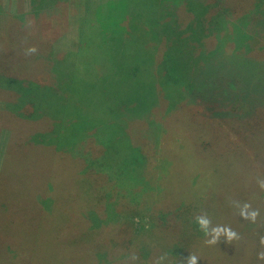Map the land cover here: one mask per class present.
I'll list each match as a JSON object with an SVG mask.
<instances>
[{
    "label": "rangeland",
    "instance_id": "1",
    "mask_svg": "<svg viewBox=\"0 0 264 264\" xmlns=\"http://www.w3.org/2000/svg\"><path fill=\"white\" fill-rule=\"evenodd\" d=\"M34 1L0 0V35L7 33L10 23L25 29L20 32L19 41L13 35L21 54H15L12 46L0 39V65L5 66L14 56H18L19 64L25 70L33 59L42 57L49 66L47 69L52 68V71L48 72L51 79L40 84H47L51 88L57 84L64 87L61 96L65 94L68 103L64 101L63 107L59 104L56 106L63 109L73 104L67 112L63 111V115L66 114L61 127L68 132L73 128L83 132L75 147L83 146L84 156L89 154V144L86 143L92 142V137L95 139L93 144L97 145L103 139L102 128H113L114 132L110 135L112 144L123 154H95L96 158H91L93 167L115 181V188H107L104 192L106 203L109 200L115 208L120 198L126 197L127 203L141 207V213L131 215V210L119 207V211H123L116 210L113 217L117 219H109L112 220L110 223L120 219L118 216L123 217V221L130 222L129 229L133 236L138 238L151 225V205H159L157 217L163 220L167 218L170 211H166L161 204L165 202L174 211L172 219L182 221V227L175 221L165 223L166 237L169 241L173 240L169 234L175 229L176 238L182 237L183 232L182 240L185 243L188 235L182 220V213L186 211L184 206L188 205L189 210H193L190 207L201 203L205 207L204 213L201 208L197 207L196 210L199 213L198 223L203 222L200 228L203 241V235L208 231L205 229L208 224L206 218L222 219L215 220L214 224L225 226L224 237L212 241L215 246H207V241L203 247V242L197 239L190 248L179 250L178 245H173L166 247L165 251L164 248L154 250L150 258L145 251L139 252V255L148 264H164L161 260L165 257H169L167 264H264V108L256 107L264 99V39L260 36L255 40L248 36L238 46L241 52L247 53L244 56L253 59L251 63L215 61V55L210 59L206 57L205 63H194L199 50L211 45L206 42L195 50L199 42L193 41L181 53L176 50L172 52L178 62H183L191 54L189 70L179 71L180 65L177 63L166 69L161 63L151 64L147 59H153L155 55L158 62V55L161 57L167 46L160 48L155 40L148 45L143 34L138 36V40H130L120 44L118 50L113 49L111 38L100 32L103 26H99L98 13L94 10L99 2L107 0H87L89 5L84 0ZM256 1L253 7L237 15L229 9V23L231 19L250 22L254 13L263 16L264 0H259L260 3ZM91 5L92 8H89ZM39 20L47 25L52 42L46 43L43 26L34 30ZM141 20L146 29L150 28L144 17ZM180 21H177L180 27L189 25V19ZM138 22L141 21L136 22L139 25ZM79 23L78 28L76 25ZM229 23L227 27H222L223 47L234 42ZM261 23L264 24V21ZM128 24L134 28L133 22ZM113 26H116L114 29L119 27ZM258 30L256 32L264 34V29ZM31 42L45 48L30 50ZM10 56L11 59L4 60ZM156 77L157 80L150 86V79ZM193 87L197 88L196 95L189 97L195 89ZM67 90L68 94L65 93ZM228 90L233 92L232 101L222 96ZM236 95L240 101L236 100ZM19 98L18 90L6 87L0 94V110L16 114L13 105H17ZM53 105H42L49 112L50 127L54 122ZM33 108L31 104H21L20 109H16L29 114ZM109 108L116 109L114 115L108 112ZM144 111V118L139 119L138 114ZM11 113L10 116L14 117ZM123 114L125 117H121ZM9 121L12 122L11 119ZM17 124L18 121L12 130L16 129ZM120 124L127 130H121ZM7 126L0 124V264H84V261L79 262V258H84L88 252L84 248L72 251L70 245L75 246V239L84 236L83 227L75 230L74 220L77 219L69 222L58 217L31 218L37 207L34 197H40L46 164L50 163H42L39 159L36 163H13L9 158L3 164L9 138L16 137L17 133ZM41 126L40 121L36 123L37 131ZM33 132H28L24 138L27 139ZM34 137H37L36 134L31 138ZM147 138L154 143L147 153L149 167L148 163L146 166L141 164L137 177L131 175L132 171L118 176L125 158L139 160L134 158L137 155H129L121 147L127 142L134 146L145 144ZM131 153L134 151L131 150ZM60 169L58 166V171ZM34 172L37 179L33 178ZM146 172L152 177H142ZM186 184L193 188L190 196L180 189ZM188 197L190 200L183 201ZM49 209V206L46 208L41 204L39 210L41 214L51 217L52 214H46ZM53 229L57 232L63 230L54 234ZM7 238L14 240L8 243ZM102 252L104 250L100 249L96 254L101 255ZM160 252L162 257L158 254ZM126 255L124 253L121 257ZM103 257L107 259V256ZM123 262L128 264L125 260ZM100 264L109 263L105 261Z\"/></svg>",
    "mask_w": 264,
    "mask_h": 264
},
{
    "label": "trees",
    "instance_id": "2",
    "mask_svg": "<svg viewBox=\"0 0 264 264\" xmlns=\"http://www.w3.org/2000/svg\"><path fill=\"white\" fill-rule=\"evenodd\" d=\"M38 1L43 2V0H35L34 2ZM84 2L89 5L87 0H84ZM258 3H260L259 0ZM255 4H257L256 0H207V2L205 0H107L105 2H99L97 6L94 7V10L98 13L99 26H103L100 32L111 38V46L114 50H118L120 44L128 43L130 40H138V36L143 34L142 37L145 38L148 45L152 40H155L157 44H160V48H166L167 46V50L165 49V51H162L161 57L158 55V62L155 60V55L154 57L152 56L153 59H147V62L151 64L161 63L166 69L173 63H177L180 65L179 71H181L186 68L189 70V59H191L192 56L190 54L184 58L183 62H178L175 60L177 56L172 52L176 50L181 53L187 44L193 41L196 43L197 41L199 42L195 50H199V47L203 46L206 42L211 45L210 48H201L199 50L198 55L195 57V61H193L194 63L198 61L205 63L206 57L210 59L212 55L216 56L215 61L224 62L229 60L236 63H251L253 59L244 56L247 53L241 52L238 46H240L248 36L255 40H257V38L259 39L260 36L261 39H264V34L256 32L258 28L264 29V24L261 23L264 21V15L261 16L260 13H258V15L254 13V15L251 14L253 17L250 18V22H248V20L244 22L231 19L229 23L230 18H228L229 14H227V12H229V9H232V12L237 15L247 11L248 8L253 7ZM89 8H92V5ZM163 10L167 11L164 12ZM143 17L145 23L150 25V28L146 29V27L143 26L144 24H142L141 20ZM188 19L189 25L186 24L185 27H180L177 23L179 20L186 22ZM138 20L141 21L138 22L139 25L136 23ZM128 22L134 23L133 29L129 26L130 24H128ZM228 23L233 29L234 42L227 47H223L221 43V41L224 40V37L221 35L223 32L222 27H227ZM113 25H119V27L114 29L113 27L116 26ZM36 26L34 30L43 26L46 33L44 35L46 43L52 42L50 33H48L47 30V25L45 26V23L39 20ZM137 26L144 28V30H139ZM76 27L79 28L80 23L77 24ZM247 29H249V31ZM23 30H25L24 27L18 25L13 26L10 23L7 33L5 35H0L1 41L5 40L7 44H10L15 54H21L22 52L16 46V38L13 35H16L19 41L20 32ZM205 38L206 40H204ZM41 47L44 46L38 45L35 42H31L29 45L30 50L33 51L37 49L40 50L39 48ZM247 47H249V45ZM182 54L184 55V52H182ZM17 57L18 56H14L12 61L4 64L5 66L0 65V94L6 87L9 89L15 88V91L18 90L20 93L19 102L17 105H13L18 115L7 110H0V124L8 125L7 127H10L12 130L14 124L18 121L15 129L16 131L12 130V132H17L16 137L14 135L9 138L3 164L8 162L9 158L13 163L25 161H33L36 163L38 159L42 161V163H50L49 165L46 164V176L44 175L42 179V190H39L41 191L40 197H34L37 207L32 205L35 206V212L31 218L55 219V217H58L60 219H68L69 222L73 219H77V221L74 220L75 223L78 224V226L75 224V230L83 227L85 232L82 239H75V246L70 244L72 246L71 250L77 252L79 249L84 248L83 250L88 252L84 258L78 257L79 262L83 263L84 261V264H100L101 262L107 261L109 264H125L123 262V260H125L130 264L131 260L134 259L131 264H148V261L144 260L139 255V252L145 251L150 258L151 253L156 249L164 248L165 251V248L168 246L172 247L173 245H178L180 247L179 250H182V248H190L197 239L203 242V247H205L207 241H209V245L207 246L211 247L215 246L212 241H217L224 237L225 226L214 224L215 220L221 221L222 219L206 218L208 224L205 229L208 231L203 235L204 241L201 239L200 228L203 222L201 224L198 223L199 218L197 217L199 213L196 210L197 207L201 208L204 213L205 207L201 203L199 206H197V204L193 206L194 208L190 207V209L193 210H189L188 205L184 206L186 211L182 213V220L184 221L185 231L188 235L185 243L182 240V228L179 229L182 232V237H175L177 234H175V229L169 234L170 238L173 240L169 241L166 237L165 223L175 221L182 227V221L181 219H172L174 211L167 206L165 202L161 204L165 207L166 211H170L167 218L163 220L160 216L157 217L156 210L159 205H151V225L143 232V235L138 238L133 236V233L129 229L130 222L123 221V217L121 218L118 216L120 219L110 223L112 220L110 221L109 219H117L113 217L116 210H118L117 212L123 211H119V207H125L128 211L131 210V215L141 213V207L127 203L126 197H121L118 201L119 204H116L115 208L114 205H111L109 200L106 203V194L104 192L107 188H115V181L111 179L109 175L106 174V176L104 172L93 167V159L91 158H96V155H101L105 152V154L112 152H117L120 155L123 154L118 152L112 144L110 135L114 132L112 131L113 128L111 129L106 126L102 128L103 139L99 140L98 143L100 144L96 142L97 145L93 144L95 139L92 137L93 141L86 143L89 144L87 147L88 151L90 150L92 152L89 151V154L84 156L83 146L77 149L75 147L78 138L80 136L82 137L83 132H81L79 128H73L71 132H68L64 127H61L62 119L66 114L63 115V111H68L73 104L72 102L68 104L67 108L64 107L63 109L56 106V104L62 106L65 104L64 101L67 100L65 94L61 96L64 87L57 84L53 85L54 88H51V86L47 84H40L47 83L51 79L48 72L49 70L52 71V68L47 69L49 66L44 63L42 57L37 56V59H33L32 63H29L24 70L22 64H19L20 60ZM11 58L12 56L5 57L4 60ZM1 61L2 58L0 59V63H2ZM144 70L145 69L141 72ZM4 75H6L5 78H3ZM193 79L194 76L192 77V80ZM156 80L157 77L150 79L151 83L149 85L152 86ZM193 88L195 89L188 95L189 97H195L196 95L197 88ZM68 92L67 90L65 93L68 94ZM222 96H227L228 101L233 100L232 91H225ZM236 100L240 101V97L237 95ZM260 103L261 104L256 107L264 108V99L261 100ZM21 104H31L35 109L33 108V111L29 114L20 113L17 109H20ZM44 104L55 105H53L54 115L52 117H54V119L52 120L54 122L52 123V127H50L51 124L48 123L49 121L51 122L47 117L49 112L42 106ZM47 108L49 107L47 106ZM56 108L58 109L56 110ZM115 111L116 109L109 108L108 112L114 115ZM9 113L13 114L14 117H11ZM125 114L127 115V112ZM143 115H145V111L138 114L139 119L143 117ZM122 116L125 117L124 114L121 115V117ZM10 119L12 122L9 121ZM39 121L42 123V126L38 127L41 129L37 131L36 123ZM120 125L121 130H127L124 129L122 124ZM31 131L34 132L31 133L27 139L24 138V136H27L28 132L30 133ZM33 134L37 136L34 137V139L31 138ZM151 144L154 145V143H151L150 139L147 138L145 144L134 146L131 142H127V144L121 147V149L129 155H137L134 156V158H139V160L125 158V163L120 168L118 176L122 175L123 172L132 171L131 175L137 177L138 168L141 164H145L144 166H146L148 163L147 167H149L150 163L147 158V153L148 149L152 147ZM131 150L134 151V153H131ZM75 152H80V154H75ZM129 159L130 161L127 162ZM3 164L1 167L2 171ZM57 165L62 168L60 171H58ZM148 176L151 178L152 174L147 175V172L142 174V177L145 179ZM33 178L37 179L36 172H34ZM180 189H183L182 193L185 190L187 195L190 196L193 188L189 184H186ZM186 200H190L189 197L183 201ZM122 203L124 205L119 206ZM41 204H44L46 208L47 206L50 207L46 214L50 213L53 217L41 214L39 210L41 209ZM160 208L163 209L162 206H160ZM45 211L46 209L43 210V212ZM96 223L98 224L95 225ZM53 231L52 233L54 234L59 233L56 229H53ZM7 240L8 243H11L14 239L7 238ZM64 244L58 245L62 247ZM100 249L104 250V252H102L101 255L96 254ZM90 253H93L94 256ZM124 253H127V255L121 257ZM161 253L162 252L158 253L160 257H162ZM103 256H107V259ZM76 260L78 261L77 257ZM77 261H75V263H77ZM161 261L167 264L169 257H165Z\"/></svg>",
    "mask_w": 264,
    "mask_h": 264
}]
</instances>
